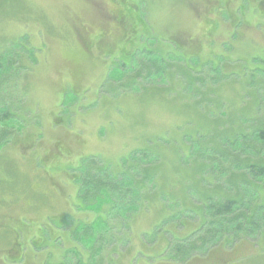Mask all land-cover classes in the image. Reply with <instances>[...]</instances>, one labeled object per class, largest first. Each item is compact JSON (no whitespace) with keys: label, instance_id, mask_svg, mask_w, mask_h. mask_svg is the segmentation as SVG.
<instances>
[{"label":"rangeland","instance_id":"obj_1","mask_svg":"<svg viewBox=\"0 0 264 264\" xmlns=\"http://www.w3.org/2000/svg\"><path fill=\"white\" fill-rule=\"evenodd\" d=\"M253 119L264 0H0V264H90L101 243L112 264H264V218L234 236L201 207L233 193L209 131ZM87 158L140 188L107 220L78 197Z\"/></svg>","mask_w":264,"mask_h":264},{"label":"trees","instance_id":"obj_2","mask_svg":"<svg viewBox=\"0 0 264 264\" xmlns=\"http://www.w3.org/2000/svg\"><path fill=\"white\" fill-rule=\"evenodd\" d=\"M139 76L140 75H138V77ZM6 117L8 118V114L5 112L3 114V119ZM254 121L255 123L259 121V124L254 125L251 123L250 125H247L245 127L246 134L245 132L242 134L240 133V130H233L232 128L227 130L222 124L219 127L215 126L213 128L214 130L209 131V133L212 131L215 133L213 145L210 142L205 143L204 145L205 150L212 147L216 151V154L212 150L210 151L208 149V151L213 152L215 155L218 154L224 159V167L222 166L221 168H224L225 173L228 174V185L233 191V193L228 192V194H221V187L213 185V187L215 186V190L210 191L208 194L204 193V195L202 193L201 207L208 210V212H213V219H207L204 225L207 224L208 228L220 227L218 230L219 233L225 227L227 232L230 233V231H232L234 236H239L242 234L241 232L244 231H247L246 235L248 236L251 233H254V230L260 229V223L262 224L264 218V201H261V199L264 200V197L255 189V186H260L264 193V123H261V119ZM244 137L246 138L245 141H240L243 140ZM217 140H220L219 142L222 141L224 147L221 146L220 148L221 144H218ZM228 146H231V149H229ZM215 163L219 164L218 162ZM128 168L129 166L125 165V167L117 168L113 173L109 170V167L98 164L97 162L95 163L94 159H85L84 162H82L81 167L78 168L80 170L79 174H76L74 178L76 184H79L78 197L81 199V204L88 207L89 210L96 208L101 214L102 212L106 213L105 206L110 208L108 210L109 213L113 209H115L116 212L121 211V209L119 210L116 207L117 202L120 201L126 203L127 199H131L132 197V194H130L132 189L140 190V188L135 185L136 179L132 178L131 182V179L127 177L128 175L126 171ZM148 168L145 167L143 169L144 171L140 172L142 174L140 175V178L143 182L150 180L154 176L152 172L153 168ZM205 168L206 164H202L199 172L204 171ZM199 172L196 173L201 181L203 176L200 175ZM193 175H190V177H193ZM209 178L214 179L211 176ZM242 184H249L252 189L259 193L257 203L254 205H248L249 197H247V199L245 198V196H247L246 191L244 190L242 192L239 189V185ZM129 185H131L130 189ZM208 201L209 203H207ZM242 202L244 203L242 204ZM108 212L105 215L106 220L109 214ZM255 218L261 220L259 221ZM118 223H116L117 226H119ZM232 228H234V230ZM212 234H215V232L213 231ZM112 237L113 234L111 231L109 241H111ZM101 246L103 247L100 248V246H98L99 248H97V257L92 260L91 256H93V250L89 248L90 251H87V254L90 256L87 260L88 263L112 264L113 259L110 257L109 253H106L107 257L105 259L100 254L102 250H105L106 245L101 243ZM174 250L176 253L182 251L179 245H176ZM110 252H112V250Z\"/></svg>","mask_w":264,"mask_h":264}]
</instances>
